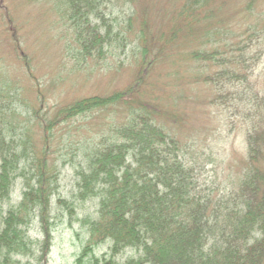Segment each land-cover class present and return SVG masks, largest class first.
<instances>
[{"label":"trees","instance_id":"16d2710c","mask_svg":"<svg viewBox=\"0 0 264 264\" xmlns=\"http://www.w3.org/2000/svg\"><path fill=\"white\" fill-rule=\"evenodd\" d=\"M139 1L126 29L134 33L139 51L131 82L110 94L76 98L50 116L40 114L45 109L43 93L18 38V25L10 10L0 7L3 41L12 46L14 58L5 66L26 71L34 97L31 107L18 91L10 96L5 89L9 82L0 87V264H21L15 257L33 251L28 230L38 215L45 234L38 264L47 263L62 145L77 155L79 164L73 196L83 203L98 201L97 214L83 220L87 238L74 264H264V97L249 104L248 110L256 108L257 115L247 128L243 153L235 156L240 163L235 166L230 155L221 157L214 149L212 159L209 155V162L221 165L222 179L213 185L202 182L207 160L200 154L201 143L176 131L185 125L183 116L171 104H160L163 96L170 98L159 79L161 71L174 67L176 58L213 64L214 75L199 80L221 87L234 80L249 83L252 70L240 73L230 66L229 43L207 49L229 36L228 23L215 19L214 8L213 24L209 21V0H182L160 8L165 19L153 27L156 31L151 10L144 8L146 0ZM59 3L83 62L102 60L113 39L125 42V36L114 35L113 25L98 8L99 0H56L55 6ZM93 17L103 21L105 33ZM0 61L7 62L2 56ZM152 71H160V76L147 82ZM28 111H33V118ZM105 111H116L119 119L96 121L98 126L83 120ZM23 114L31 118L21 120ZM31 124L37 129L35 139ZM60 127L67 133L58 136ZM11 131L22 136L14 139ZM18 177L24 179L22 199L4 216L2 207L11 201ZM58 203L75 211L68 199L59 198ZM104 245L108 249L100 254ZM127 251L131 255L123 259Z\"/></svg>","mask_w":264,"mask_h":264},{"label":"rangeland","instance_id":"374dc122","mask_svg":"<svg viewBox=\"0 0 264 264\" xmlns=\"http://www.w3.org/2000/svg\"><path fill=\"white\" fill-rule=\"evenodd\" d=\"M99 0L98 8L105 13L108 22L113 25V33L126 37L125 42L113 39L111 47H106L107 55L99 61L89 59L83 62L78 53V47L74 39V32L63 20L60 11V3L55 6L56 0H0L3 11L10 10L15 24L18 25V38L22 42L32 68V73L37 78L36 83L42 91L41 99L44 100V108L51 109L40 114L54 115L58 106L68 103L76 98L94 95L110 94L122 89L131 82L136 58L139 56L137 40L134 33L127 32L129 18L134 12V5L140 6L136 0ZM251 0H209L208 10L211 13L209 21L213 24V8L216 9V20L227 22L228 39L218 40L217 46L207 49H217L221 44L229 43L227 58L231 67L238 72L252 70L249 83L234 80L233 84L226 86L213 85V82H203L199 77L213 76L215 67L206 62L190 61L187 57L175 60L176 65L163 68L161 71H152L147 82L157 77L164 82V93L160 100L162 107L170 106L183 116L185 125L174 129L184 136L193 137L201 143L200 154L206 159L202 166V182L213 185L222 179L220 164L214 165L210 161L214 151H219L221 157L230 155L233 164L238 165L237 154L243 153L246 132L257 109L248 110L250 102L258 103L264 97V1L251 4ZM182 0H146L144 8L152 13L151 27L153 31L161 19L165 17L160 13L162 7H174ZM215 2V3H214ZM1 18V17H0ZM94 23L101 26L102 33L106 27L100 18L93 17ZM154 27V28H153ZM251 29L252 31H250ZM254 32V35L253 33ZM2 26L0 24V87L6 86V90L15 97L14 91H18L22 100L33 107L34 97L33 83L26 77V71L20 68L7 69L5 65L14 63L12 60V46L4 40ZM125 44V45H124ZM124 45V47H123ZM247 45V46H246ZM188 46V45H186ZM221 47V46H220ZM198 47L190 48V50ZM174 59V58H172ZM6 60V61H5ZM78 63L80 66H76ZM248 69V70H247ZM15 76V79L13 78ZM170 82V83H169ZM152 83V82H151ZM151 83L146 87L149 88ZM32 89V92H31ZM157 102V101H156ZM158 103V102H157ZM37 104L40 105V103ZM22 106V101L20 105ZM116 111H105L101 115L91 114L83 120L95 123L108 122L112 118L116 121L119 115ZM33 116V111H28ZM101 116V117H100ZM31 117H23L27 122ZM33 121V119H31ZM100 127V126H99ZM32 136L35 139L36 127L30 125ZM60 127L58 136L66 134L67 130ZM81 128V127H79ZM94 130L93 127H91ZM14 139L22 136L20 131H11ZM21 135V136H20ZM61 151V152H60ZM61 155L58 192L53 196L51 208L52 245L47 253L46 264H74L76 256L81 251L87 231L83 220L87 216H95L98 210V201L79 202L73 195L77 192L76 167L79 166L72 151L62 145L59 149ZM76 154V153H75ZM212 156L209 158V155ZM227 160H230L227 159ZM24 179L18 177L15 181L14 191L10 202L3 205L2 213L7 215L10 206L22 199ZM59 198L68 199L74 203L75 211L70 212L63 204L58 203ZM29 237L33 240V251L28 256L15 257L21 260V264H38L40 247L45 239L42 231L40 216H35L28 230ZM107 245L100 248L99 253L107 250ZM131 255L127 251L123 255L126 259Z\"/></svg>","mask_w":264,"mask_h":264}]
</instances>
